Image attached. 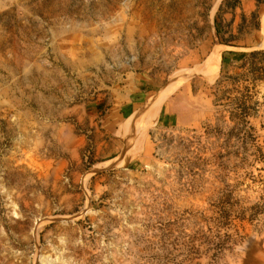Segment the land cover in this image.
<instances>
[{
    "label": "rangeland",
    "instance_id": "rangeland-1",
    "mask_svg": "<svg viewBox=\"0 0 264 264\" xmlns=\"http://www.w3.org/2000/svg\"><path fill=\"white\" fill-rule=\"evenodd\" d=\"M222 1L0 0V264H264V108L238 124L217 87L242 51ZM216 47L217 77L174 91L133 159L128 125Z\"/></svg>",
    "mask_w": 264,
    "mask_h": 264
},
{
    "label": "trees",
    "instance_id": "trees-1",
    "mask_svg": "<svg viewBox=\"0 0 264 264\" xmlns=\"http://www.w3.org/2000/svg\"><path fill=\"white\" fill-rule=\"evenodd\" d=\"M256 10L248 17L240 14V21L235 25L237 10L242 0H223L215 17L216 31L222 45L242 51H227L222 59V78L217 87H228L225 92L235 94L236 107L234 118L238 124L249 123V119L258 114L264 101L255 100L254 90L264 84V49H256L260 44L261 16L264 12V0H255ZM231 15L230 20L226 19ZM232 56V61L229 58ZM230 68L237 73L230 75Z\"/></svg>",
    "mask_w": 264,
    "mask_h": 264
},
{
    "label": "bare ground",
    "instance_id": "bare-ground-1",
    "mask_svg": "<svg viewBox=\"0 0 264 264\" xmlns=\"http://www.w3.org/2000/svg\"><path fill=\"white\" fill-rule=\"evenodd\" d=\"M262 26H263V31H264V16L262 18ZM216 49H217V54L215 55V53H213L215 56H213L212 59L208 60V62L204 63V65L191 69V70L178 71L174 73L168 86L151 99L148 109H146L142 115L143 121L142 120L136 121V122L131 121L132 123L128 125L127 130H131L132 133L135 132V134L137 135L140 129L143 127L138 137V140L136 141V145L133 147V150H132L133 159L139 154V152L143 148L144 141H145L148 130L150 129V127L154 126L157 123L160 110L164 102L174 91H176L185 82L191 80L195 76L203 77L204 75L211 81L217 77L219 73L220 61H221V51L220 50L222 48L216 47ZM132 143H133V139H132Z\"/></svg>",
    "mask_w": 264,
    "mask_h": 264
},
{
    "label": "crops",
    "instance_id": "crops-1",
    "mask_svg": "<svg viewBox=\"0 0 264 264\" xmlns=\"http://www.w3.org/2000/svg\"><path fill=\"white\" fill-rule=\"evenodd\" d=\"M175 108V109H174ZM186 107L185 106H183V105H181L180 104V102L178 103V102H173L172 103V106H171V116H172V118L174 119V118H177V121L179 122V121H181L182 122V120H184L185 118H186V115H188L189 114V112H187L186 110ZM176 110V111H175ZM178 110H180V111H178Z\"/></svg>",
    "mask_w": 264,
    "mask_h": 264
},
{
    "label": "water",
    "instance_id": "water-1",
    "mask_svg": "<svg viewBox=\"0 0 264 264\" xmlns=\"http://www.w3.org/2000/svg\"><path fill=\"white\" fill-rule=\"evenodd\" d=\"M261 26H262V24H261ZM263 45H264V43H261L256 49H261V48L263 47ZM212 52H213V51H212ZM212 52H211V53H212ZM211 53H210V55H211ZM210 55H209V56H210Z\"/></svg>",
    "mask_w": 264,
    "mask_h": 264
}]
</instances>
